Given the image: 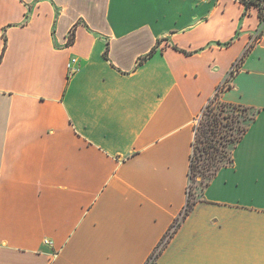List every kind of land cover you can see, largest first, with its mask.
<instances>
[{
	"label": "crops",
	"instance_id": "obj_1",
	"mask_svg": "<svg viewBox=\"0 0 264 264\" xmlns=\"http://www.w3.org/2000/svg\"><path fill=\"white\" fill-rule=\"evenodd\" d=\"M259 22L239 0H0V264H264ZM213 100L253 119L183 216Z\"/></svg>",
	"mask_w": 264,
	"mask_h": 264
},
{
	"label": "rangeland",
	"instance_id": "obj_2",
	"mask_svg": "<svg viewBox=\"0 0 264 264\" xmlns=\"http://www.w3.org/2000/svg\"><path fill=\"white\" fill-rule=\"evenodd\" d=\"M250 111L223 106L211 101L199 117L192 159L189 197L206 176L227 163L230 151L240 136L238 127L246 124Z\"/></svg>",
	"mask_w": 264,
	"mask_h": 264
},
{
	"label": "trees",
	"instance_id": "obj_3",
	"mask_svg": "<svg viewBox=\"0 0 264 264\" xmlns=\"http://www.w3.org/2000/svg\"><path fill=\"white\" fill-rule=\"evenodd\" d=\"M239 2L241 4L244 5L245 9L249 8L251 5H254L257 7L258 9V17H259V24H262L263 20H264V0H239ZM261 33V31H260ZM258 36V35H257ZM4 38V46H3V49H5L6 47V38L5 36H3ZM73 40V32H70L69 36H68V40H67V44H70ZM106 56V54H105ZM218 102V101H217ZM219 104L223 105V106H228V107H232V108H235V109H238V108H241L243 110H247L246 108L244 107H237V106H230V105H225L223 103H220ZM208 106V104L206 105V107ZM248 120L246 121V124H244V126H241V127H238L239 131H240V136L242 135V133L246 130V127H247V124L248 122L253 119L252 116H249L247 118ZM198 128V126H197ZM197 128H196V131H195V134H194V138H193V143H192V152H191V161H190V169H189V179L191 178V175H190V172H191V169H192V159H193V151H194V145H195V137H196V133H197ZM239 136V137H240ZM238 137V138H239ZM237 138V139H238ZM236 139V140H237ZM235 144V143H234ZM233 144V145H234ZM233 147V146H232ZM230 160V159H229ZM216 170V169H215ZM215 170L206 176V180L202 183L204 184L211 176L212 174L215 172ZM188 194V193H187ZM192 203H193V199H192V196L189 197V194L187 195V200H186V204H185V210L184 212L182 213V215L184 216L188 210H190L191 206H192Z\"/></svg>",
	"mask_w": 264,
	"mask_h": 264
},
{
	"label": "built area",
	"instance_id": "obj_4",
	"mask_svg": "<svg viewBox=\"0 0 264 264\" xmlns=\"http://www.w3.org/2000/svg\"><path fill=\"white\" fill-rule=\"evenodd\" d=\"M260 31H261V33H260ZM263 32H264V20H263L262 24H259V29L257 30L255 36L251 39V41H250V43L248 44V46L252 45V43H253L255 40H257V38H258L259 36H261V34H262ZM257 35H258V36H257ZM75 62H76V60H75V59H72V60L70 61V63L68 64V71H69V73H72V72H74V71L76 70V67L74 66ZM237 64H238V61H235L234 65H233V68H234ZM199 117H200V116H199ZM199 117L196 119V123H195V131H196V128H197V126H198ZM194 134H195V132H194ZM187 192H188V188H187ZM184 210H185V208H184L183 211L181 212V215H182V213L184 212ZM174 228H175V225H173L172 227L169 228L167 236H168V235L174 230ZM46 242H48V241H46ZM154 256H155V253H153V255L148 259V261H147L146 264H151L152 261H153V259H154Z\"/></svg>",
	"mask_w": 264,
	"mask_h": 264
}]
</instances>
